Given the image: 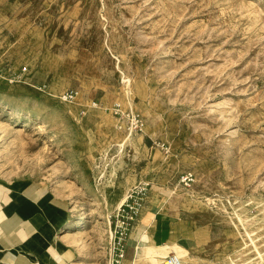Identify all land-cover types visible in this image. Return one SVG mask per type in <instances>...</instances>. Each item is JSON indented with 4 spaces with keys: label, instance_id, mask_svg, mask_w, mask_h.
<instances>
[{
    "label": "rangeland",
    "instance_id": "obj_1",
    "mask_svg": "<svg viewBox=\"0 0 264 264\" xmlns=\"http://www.w3.org/2000/svg\"><path fill=\"white\" fill-rule=\"evenodd\" d=\"M0 179L54 189L78 264L135 186L186 264H264V0H0Z\"/></svg>",
    "mask_w": 264,
    "mask_h": 264
},
{
    "label": "crops",
    "instance_id": "obj_2",
    "mask_svg": "<svg viewBox=\"0 0 264 264\" xmlns=\"http://www.w3.org/2000/svg\"><path fill=\"white\" fill-rule=\"evenodd\" d=\"M151 212L139 214L122 259L111 264H155L174 251L171 216L160 211L150 216ZM68 220L53 188L33 180L0 179V264H78L75 240L58 235ZM149 247L159 252L156 258H149Z\"/></svg>",
    "mask_w": 264,
    "mask_h": 264
},
{
    "label": "built area",
    "instance_id": "obj_3",
    "mask_svg": "<svg viewBox=\"0 0 264 264\" xmlns=\"http://www.w3.org/2000/svg\"><path fill=\"white\" fill-rule=\"evenodd\" d=\"M73 92L69 91L65 94V98L69 99L73 97ZM117 114L120 113L119 108L114 110ZM142 121L134 116L130 120V124L135 128H141ZM191 177L186 175L185 179ZM144 186H135L131 188L117 212L114 214V219L112 224H114V229L112 231V263H118L123 257V251L125 250L126 240L129 236L130 230L133 227V224L137 220L140 209L143 204ZM159 264H185L181 256L175 251H171L168 254L164 255L159 262ZM212 264V263H208Z\"/></svg>",
    "mask_w": 264,
    "mask_h": 264
},
{
    "label": "bare ground",
    "instance_id": "obj_4",
    "mask_svg": "<svg viewBox=\"0 0 264 264\" xmlns=\"http://www.w3.org/2000/svg\"><path fill=\"white\" fill-rule=\"evenodd\" d=\"M126 145V144H125ZM124 200H125V197L122 199V201L120 202V204H122L123 202H124ZM73 225V224H72ZM72 228H75V225H73V227ZM70 230H72V229H70ZM159 254V252H157V251H154V249L153 248H148V256H149V258H152V259H154V258H156L157 257V255ZM180 256H181V254H179ZM147 256V255H146ZM181 258H182V260L184 261V263L186 264V262H185V260L183 259V257L181 256ZM139 261V260H138ZM136 263V262H135ZM233 263H234V261H233ZM110 264H111V262H110Z\"/></svg>",
    "mask_w": 264,
    "mask_h": 264
}]
</instances>
